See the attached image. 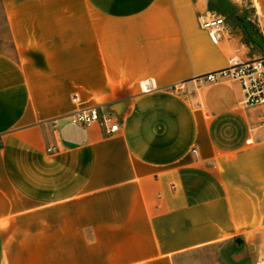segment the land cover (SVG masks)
Returning <instances> with one entry per match:
<instances>
[{
  "label": "crops",
  "instance_id": "obj_1",
  "mask_svg": "<svg viewBox=\"0 0 264 264\" xmlns=\"http://www.w3.org/2000/svg\"><path fill=\"white\" fill-rule=\"evenodd\" d=\"M205 6L0 0V264L264 260V119L192 81L238 51ZM92 107L118 132L69 121Z\"/></svg>",
  "mask_w": 264,
  "mask_h": 264
},
{
  "label": "built area",
  "instance_id": "obj_2",
  "mask_svg": "<svg viewBox=\"0 0 264 264\" xmlns=\"http://www.w3.org/2000/svg\"><path fill=\"white\" fill-rule=\"evenodd\" d=\"M254 10L257 28L264 42V16L257 12L255 7ZM199 27L208 33L214 44H218L221 34L226 30L225 19L216 15H205L200 18ZM192 81L199 87L225 81L238 84L243 94L244 105L259 112L260 118L264 119V54L247 60L230 61L224 69L196 77ZM145 87H147L145 91L154 89L151 82H146ZM174 90L178 91L177 86L174 87ZM69 121L81 127L98 124L100 127L106 128L108 134H114L119 130V124L98 107L74 112L69 116ZM255 264H264V260Z\"/></svg>",
  "mask_w": 264,
  "mask_h": 264
},
{
  "label": "rangeland",
  "instance_id": "obj_3",
  "mask_svg": "<svg viewBox=\"0 0 264 264\" xmlns=\"http://www.w3.org/2000/svg\"><path fill=\"white\" fill-rule=\"evenodd\" d=\"M254 7L264 16V0H206L205 11L202 15L224 17L228 32L237 40V56L233 57L232 61L247 60L264 54V42L257 28ZM8 43L6 30L0 18V49L7 48ZM175 86L179 92L184 91V86L181 84L173 85L172 89Z\"/></svg>",
  "mask_w": 264,
  "mask_h": 264
}]
</instances>
